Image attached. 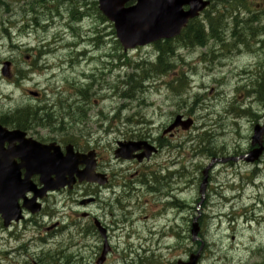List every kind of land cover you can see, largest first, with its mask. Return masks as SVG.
<instances>
[{
	"label": "rangeland",
	"instance_id": "1",
	"mask_svg": "<svg viewBox=\"0 0 264 264\" xmlns=\"http://www.w3.org/2000/svg\"><path fill=\"white\" fill-rule=\"evenodd\" d=\"M33 1L1 0L0 2V9H2L0 10V109L8 112L16 107L24 108L26 107L25 105L36 107L34 109L36 114L33 113V115L34 117L37 115V122L39 121L41 125L43 124V126L36 127L39 139L60 141V139L64 138L63 135H69L71 139L83 143L82 148L84 150L86 148H88L86 150H89V148L90 150H96L99 153L101 167L107 173L113 171L116 174L118 173L116 181L123 183L132 179L129 174H134L137 169V163L126 162L123 165L120 161H116L114 150L118 140H123L127 136L137 137L142 134L152 138H159L163 132L162 127H165L177 112L178 114L180 112H188L190 115L187 116H193L195 119V124L190 130H183L184 132L177 134L173 139H169V134H163L174 145H179L174 146L177 150L173 151L167 148L155 157L151 162L152 165L146 164L143 166V171H151L149 177L150 185L148 187L150 192L143 188L133 196L134 206L127 210L126 221L119 224V227H122L124 231L122 232L119 227L116 229L117 232L113 239L115 252L111 255L108 264H148V262L142 263L139 261L141 257L156 262V264H177L179 260L186 261L191 250L197 251L200 249L196 243L197 241L192 239V234L189 231L192 220L200 219V216L203 221V237H201V240L204 239L207 243V248L205 245L203 246L202 253L204 255L199 261L200 264H255L259 261H264V238L258 239L254 236V240L251 237L252 234H250V230H252L256 235H259L264 229H248L245 227L241 230V226L238 227L229 219L230 207L224 210L221 209L222 205L218 207L219 205L216 206L214 204L213 206L216 196L207 198L202 208H197V202L202 197L201 193L199 195L198 184L202 180V171L210 160L215 161L211 167V173L214 171L213 177L217 176V179H213L211 186L216 188L219 193H221V189L223 195L230 198L229 201H231L232 205L237 199H239L241 205L245 203L249 205L252 201L245 199V196L256 197L264 194V164L261 166V171L263 172H259L258 178L255 180L259 189L248 188L244 192H236L239 197L233 198L234 193L226 190V188L228 185L233 188L240 187L242 181L239 178V173H245L247 167L239 169L238 166V170L234 167L233 170H236L235 176L231 174V170L225 168L218 161L223 156H227V154L231 156L229 159L235 155L239 156L240 153H236V150L240 148L239 152L242 151L243 153L250 143L253 126L256 124L255 121L261 122V119H258L264 114V112L261 113L264 110V100L262 101V106L261 102L254 104L253 113L245 114L242 112L247 106L242 107L241 111L239 109L238 114L228 112V109L229 105H232L230 103L231 100L235 97L241 98L239 95H243L246 89L255 91L253 94L247 92V95H264L258 87H251L255 79L251 81L240 74L242 70H246L248 73L263 72L264 57H261L260 54L264 52L249 54L247 48H244V51H239L242 46L240 47L238 43L236 44L237 37L233 31L235 30L234 20L229 19L230 22L228 23L226 19L221 23L222 25L219 23L220 25L218 24L217 28L220 32H223L222 29L226 32L227 29L229 30L230 40L233 41L231 44L217 46L219 43L216 40L209 39L204 45H192L199 48L195 51H190L186 48L175 50L177 52L175 60L178 63H176V70H173L175 69L173 68L163 74L153 73L145 63L157 59L156 48L150 46L142 50L132 51L127 54L128 57L126 58L124 50L118 47L119 42L115 32H113L115 31L114 27L110 22L103 23L99 19L92 3L93 0H66L72 6H83L84 11H86V17L83 21L76 24L71 19V11H68L65 7L62 15H58V17L54 15L51 18L49 14H46L47 12L37 9L36 12H40L43 15L39 20V26L31 21L30 14L35 13L34 9L25 16L26 12L30 10ZM62 1L64 2V0ZM230 1L223 0L224 4L220 7V14L225 12L227 15L229 14V18L235 14L234 10L229 7L231 5ZM26 2H30V7L26 5ZM263 4L264 0H251V4L248 3L249 7L255 12L263 11L264 8L257 7H261ZM8 7L11 10H7ZM243 17L246 16L243 14ZM247 22V28L248 26L256 28L264 25V19L261 23H256V19ZM224 24L225 26H223ZM228 26H231V28ZM7 32H10L14 41ZM101 35H104V40L108 41L100 47L97 53L99 57L97 61H94L96 63L93 62L92 64V62L81 61L80 58H77V50L86 46L87 38L91 39L93 36H97L95 43L99 46L102 42ZM83 36L85 37L83 38ZM63 37L65 38L63 41L66 43L60 41ZM241 37L240 40L245 42L247 34L246 36L242 34ZM254 37L251 41H253ZM207 38H210V36L208 35ZM48 43L51 47L47 46ZM12 45H16V48H13ZM254 46L255 49H258L256 45ZM105 49H111L109 53L114 55L115 59L106 58ZM117 55H122V58H117ZM203 55H205V60L201 59ZM99 58L102 59L98 60ZM142 59L143 61H141ZM5 60L11 61L8 76L4 75L1 70ZM106 60H111L110 62L113 60L116 63V70H106L105 76L100 69L96 68L94 75H91L86 81L83 79L85 72L94 70L98 66L97 62H107ZM119 60L124 61V63L130 61L142 64L143 69H140L139 72L138 70H132L131 67L126 68L128 71L121 70L122 66L118 62ZM161 64H166V61L163 60ZM55 69L60 71L58 72ZM146 71H149V73L146 74ZM184 71L186 72V77L189 78L188 84H181L180 87L179 84L171 85L170 83H176V78H179L177 75H181ZM137 72L140 78L138 75L135 77L142 80L143 84L135 86L133 89V95L136 96L124 99L116 92L104 91L106 83L110 85V82H117V79H123L127 73L137 74ZM193 74L195 76H192ZM88 82L95 84L94 89L91 88L89 90V95H85V98L77 95L76 92L78 90L75 89L85 87ZM172 87H175L176 93L172 91ZM111 89L113 90V88ZM31 91L41 93L43 95L42 100L46 102L36 100L32 96L33 94H30ZM91 92H95V94ZM70 97L73 98L70 99ZM248 101L251 100L248 99ZM141 103H143L144 108H142ZM42 106H51L52 111H66V116L59 117L63 118V120H59L62 125L59 124L58 117H56L55 122H49L50 118L43 116L47 115V113L39 110V107ZM43 109L47 111L46 108ZM191 109H193V113L190 111ZM141 110L152 121L147 130L141 131L139 135H132L129 130L130 126L127 125L125 118L122 120V116L125 114V117H127L133 115L132 113H135V111ZM84 112L87 113L84 115ZM101 112L110 115L106 122H101ZM113 115H119L121 119L117 117V119L114 118L115 120H113ZM73 116H75L74 119ZM83 116L87 118H85L87 121L84 122L82 120ZM45 123L47 125L53 123L55 126L49 128ZM110 125H112L111 128L113 129H118L120 126V131L123 133L120 135L111 133ZM61 129H66L67 131L61 132ZM199 130L200 133L198 132ZM172 161L178 163L181 171L184 170V174H181V178L175 180V182L166 176V170H164L165 162L171 163ZM257 163H264V160ZM128 168L130 169L129 172L127 171ZM199 175L200 180L197 179L196 181ZM154 183H156L155 187L152 186ZM174 183L177 185L175 189L178 192L179 204L184 205L177 213L162 207L164 206L162 200L165 199L167 201L174 194V191H172ZM244 186H248L247 182L244 183ZM78 187L84 188L85 186L80 185ZM78 187H76L77 190H72V195L82 192L76 195L81 201L80 205L84 206V210L73 205V201L77 197H74L72 201L69 192H60L55 196L48 197L49 199L45 202V209L42 213L27 215L22 223L15 224L10 229H5L0 220V264H33L30 259L29 261L27 259L24 261V256L18 253H14L16 257L12 259L13 250L19 249L22 251V246L28 241H32L30 247L32 248L33 256L37 259L39 258L38 260L41 259L45 262L46 260L43 258L51 254L55 257L54 264H65L66 255H68L65 252L68 249H65V252H61L62 254H58L60 252L59 249L69 248L72 244H75L77 246L70 249L69 253L77 257L72 258L68 255L71 258L70 264H96L95 260L97 258L95 254L102 245L101 239L91 230L84 233L83 236H79L77 232H80L81 228L85 229L91 220L94 221V218L99 217L100 219L98 220L102 222L104 227L109 225V227H106L107 237L113 236L110 221L114 220V218L110 217L109 213L112 209L114 216L117 215V219L121 220L124 218V212L119 210L112 203V198H107L105 194H100L98 197L93 194L89 196L86 195L88 194L87 192L83 194L82 189L80 190ZM91 190L97 192V187H93ZM159 190L161 194L152 195ZM251 191H254V195ZM170 194L172 195L169 196ZM242 194H244V197H241ZM161 198L162 200H160ZM211 200H213L212 204ZM85 201L87 202L84 203ZM138 203L143 206L139 207ZM230 203H228V206ZM240 204L237 207L233 205L235 207L233 208L234 214L238 218L242 215L240 210H243ZM216 210L220 212L218 213ZM157 211H159L161 217L155 214ZM221 211L227 214L228 217H224L223 214L220 215ZM230 211L232 212V210ZM215 212L223 219L218 220ZM204 213L206 214L204 215ZM165 214L166 216H164ZM263 214L257 213L256 216ZM84 215L87 216L85 217ZM164 218L168 220L167 225L161 224L162 222L165 223ZM240 219V222H242L244 216ZM173 224L179 226L177 232H179L180 237L175 234L176 231L170 232ZM204 226H206L207 231L204 230ZM168 233L173 234L171 237H178L176 238L177 240L171 239L170 235L165 238ZM15 234L20 238H16ZM43 238L48 240L46 245L42 243L40 245L39 240ZM256 246L262 249L254 253ZM206 249L208 250L206 251Z\"/></svg>",
	"mask_w": 264,
	"mask_h": 264
},
{
	"label": "bare ground",
	"instance_id": "2",
	"mask_svg": "<svg viewBox=\"0 0 264 264\" xmlns=\"http://www.w3.org/2000/svg\"><path fill=\"white\" fill-rule=\"evenodd\" d=\"M88 1V0H87ZM0 2H1V0H0ZM61 3H63L62 5H61ZM68 3V5H66ZM76 3H78V2H76ZM228 3V2H227ZM230 3H231V5L229 6L231 9H233L234 10V12H235V14H234V16L233 17H231V18H229V14L228 15H225V14H220V12H218L217 11V13H215L214 14V12L212 11V0H210L209 1V5H208V9L206 10V13L201 17V19H197V18H199L200 16L198 15V16H193V17H191V18H189L188 20H187V22H186V28L188 29V28H190V29H192L193 31H198V29H201V30H204V32L206 33V40H205V43H203V44H195V43H190V45H196V46H201V45H204V44H206L207 43V41L209 40V39H211V40H216V42L217 43H219L217 46H222V45H226V44H231L233 41H231L230 40V33H229V30L227 29V32L225 31V30H223L222 29V31L223 32H220L219 30H218V28H217V25L220 23H222L223 21H225L226 19H227V22L229 23L230 21H229V19H231L233 22H234V29L235 30H233L234 31V34H235V36L237 37V39H236V44L238 43V46H242L241 48H239V51L241 50V51H244V48H247V50H248V52H249V54L250 53H252V54H258L259 52H264V25H260V26H258V27H256V28H251L250 26H248V28L246 27V22L247 21H253L254 19H256V23H261V21L264 19V11H261V12H255V11H253L250 7H249V5H248V3H244L243 5H242V3H240L239 2V0H231L230 1ZM37 4H39V5H37ZM61 5V6H60ZM88 6H90V5H88ZM67 8V10L68 11H71V13L72 14H75V12L73 11L74 10V6H72L71 4H70V2H66V0H64V2L62 1V0H34L33 2H32V8L34 9V12L35 13H33V15L36 17L37 16V18H35V24L36 25H38L39 26V20H40V18L43 16L42 14H40V12H36V10L37 9H41L42 10V12H47L46 14H49V15H51V16H54V15H56L57 17H58V15H62L63 13H62V11H63V8ZM87 8H89V7H87ZM249 12V13H248ZM79 14H80V16H82V14H83V10H79ZM243 14L246 16V17H243ZM250 14V15H249ZM31 15V14H30ZM92 15V14H91ZM46 16V15H45ZM45 16H44V18H45ZM88 18V17H87ZM248 18V19H247ZM29 19V18H28ZM43 19V18H42ZM41 19V20H42ZM69 19V18H68ZM45 20V19H44ZM88 20V19H87ZM91 20V19H90ZM89 20V21H90ZM15 21V20H14ZM30 21V20H29ZM48 21H49V19H48ZM83 21V20H82ZM81 21V22H82ZM47 22V21H46ZM101 22V21H100ZM243 22V23H242ZM15 23V22H14ZM57 23V22H56ZM240 23H242V24H240ZM248 23V22H247ZM31 24V23H30ZM76 24V23H75ZM82 24V23H81ZM95 24V23H94ZM219 24V25H220ZM78 25V24H77ZM87 25H89V23H87ZM98 25V24H97ZM222 25V24H221ZM7 26V25H6ZM37 26V27H38ZM56 26V25H55ZM85 26V25H84ZM94 26V25H93ZM104 26V25H103ZM223 26H225V24L223 25ZM232 26V25H231ZM231 26H228L229 28H231ZM54 27V26H53ZM58 27V26H57ZM83 27V26H82ZM89 27V26H88ZM91 27V26H90ZM5 28V27H4ZM7 28V27H6ZM23 28V27H22ZM21 28V29H22ZM61 28V27H60ZM62 28H63V26H62ZM80 28V27H79ZM92 28V27H91ZM39 29V28H38ZM53 29V28H52ZM51 29V30H52ZM85 29V28H84ZM189 29V30H190ZM6 30H10V29H6ZM66 31H67V29H66ZM68 31H70V30H68ZM72 31V30H71ZM87 31V30H86ZM91 31V30H90ZM92 31H93V29H92ZM106 31V30H105ZM196 31V32H197ZM48 32V31H47ZM64 32V31H63ZM77 32V31H76ZM80 32H81V30H80ZM85 32V31H84ZM8 34H10V32H7ZM58 33V32H57ZM62 33V32H61ZM60 33V34H61ZM68 33V32H67ZM195 32H193V34H194ZM244 34L245 36H246V34H247V39H246V41L245 42H242L240 39L242 38L241 36H242V34ZM46 34V33H45ZM55 34V33H54ZM91 34H93V33H91ZM233 34V33H232ZM239 34H241V35H239ZM7 35V34H6ZM59 35V34H58ZM57 35V36H58ZM64 35H67V34H64ZM63 35V36H64ZM86 35V34H85ZM109 35V34H108ZM107 35V36H108ZM186 35H187V33H186ZM208 35L210 36V38H207L208 37ZM212 35V36H211ZM9 36V35H8ZM102 36V35H101ZM106 36V37H107ZM255 36V37H254ZM9 37H11V34H10V36ZM56 37V36H55ZM64 37H66V36H64ZM61 38L60 39V41L61 42H64V43H66L65 41H63V39L65 40V38ZM69 37V36H68ZM85 36H83V38H84ZM90 37V36H89ZM96 37L97 36H93L91 39L90 38H87V36H86V38L88 39L87 40V43H85L86 44V46L83 48V49H80V50H77V53H76V51H75V53L78 55V57L77 58H80L81 59V61L82 60H84V61H86V62H92V64H93V62L94 61H97V58L99 57L98 55H97V53H98V51L100 50V47H102L108 40H104V35L102 36V42H101V44L98 46L96 43H95V39H96ZM185 37V36H184ZM183 37V38H184ZM254 37V39H253V41H251V39ZM60 38V37H59ZM182 38V39H183ZM190 38H191V36H190ZM193 38H194V36H193ZM58 39V38H57ZM244 39V38H243ZM179 40V39H178ZM192 40V39H191ZM204 40V39H203ZM14 41V40H13ZM53 41V40H52ZM60 41H58V42H60ZM72 41V40H71ZM190 41V40H189ZM188 41V42H189ZM194 41V40H193ZM192 41V42H193ZM42 42V41H41ZM58 42H56V43H58ZM173 42V41H172ZM46 43V42H45ZM52 43V42H51ZM72 43V42H71ZM111 43V42H110ZM109 43V44H110ZM197 43V42H196ZM60 44H62V43H60ZM189 43H187V42H185V41H180L179 43H177V45L175 46V48L176 49H174V53L172 54V63H173V65H174V68H176L177 67V65H176V53L177 52H175V50H179V49H182V48H187V45H188ZM63 45V44H62ZM215 45V44H214ZM235 45V44H234ZM254 45H256L257 46V48L258 49H255V46ZM47 46H49V47H51V45H49V43L47 44ZM59 46V45H58ZM54 47V46H53ZM119 47V46H118ZM63 48V47H62ZM44 49V48H43ZM52 49V48H51ZM79 49V48H78ZM60 50V49H59ZM73 51V50H72ZM113 51V50H112ZM49 52V51H48ZM75 54V55H76ZM123 54V53H122ZM128 54V53H127ZM182 54V53H181ZM69 55H71V54H69ZM180 56V55H179ZM72 57V56H71ZM159 58V57H158ZM158 58L156 59V60H153V61H150L151 63H156L157 61H158ZM183 58V57H182ZM74 59V58H73ZM100 59H102V58H99L98 60H100ZM115 59V58H114ZM72 60V59H71ZM185 60V59H184ZM78 61H80L79 59H78ZM107 62H105V61H99V62H97V67H95L94 68V70L92 69V70H88V72H85L84 73V80L86 81L91 75H94L95 74V70H96V68L97 69H100L103 73H104V75L106 74V70H110V69H114V70H116L115 69V64L116 63H114L113 62V60H112V62H110L109 60H106ZM141 61H143V59L141 60ZM178 61V60H177ZM62 62V61H61ZM120 64H121V66H122V69L121 70H125V71H128V69H126V68H132V70H137V69H142L143 67H142V64H139V63H132V62H130V61H127V62H130L131 63V65H129V64H127V62H125L124 63V61H118ZM149 61H147L145 64L147 65L148 63H150ZM184 62V61H183ZM60 63V62H59ZM59 63H56V64H59ZM94 63H96V62H94ZM150 63V64H151ZM178 64V63H177ZM54 65V64H53ZM70 65V64H69ZM95 65V64H94ZM55 66V65H54ZM64 66V65H63ZM55 68V67H54ZM56 68H58V67H56ZM213 68V67H212ZM60 69V68H59ZM66 69V68H65ZM50 70V69H49ZM53 70V69H52ZM56 70V69H55ZM120 70V71H121ZM187 70V69H186ZM56 71H58V70H56ZM60 71V70H59ZM58 71V72H59ZM62 71V70H61ZM139 72V71H138ZM137 72V73H138ZM185 72V71H184ZM252 72V71H251ZM65 73H67V72H65ZM81 73V72H80ZM258 73H260V74H255V75H253V77H255L256 79H255V84H256V86H254V87H258L261 91V93H264V71L262 72V71H258ZM241 75H243L244 76V74L243 73H240ZM60 75V74H59ZM128 75H133V74H128L127 73V75L126 76H124V78L123 79H117V82H110V80H109V82H110V85H108V83H106L105 85H106V87H105V90L104 91H106V90H109V91H111V92H116L118 95H120V97H122V98H124V99H126V98H128V97H134V96H136V95H133V92H132V89L130 88H128V89H126L125 87H124V83L126 82V79H127V77H128ZM81 76V75H80ZM106 76V75H105ZM177 76H180V75H177ZM57 77V76H56ZM57 79V78H56ZM150 80V79H149ZM133 81V80H132ZM1 82V81H0ZM144 82H145V80H144ZM129 83V82H128ZM133 83V82H132ZM131 83V84H132ZM136 83V82H135ZM143 84V83H142ZM96 85H98V84H96ZM133 85V84H132ZM75 86V85H74ZM94 86H95V84H91V83H87V85L85 86V87H81V89H75V90H78V92H85V93H87V95H89V90L91 89V88H93L94 89ZM135 86H136V84H135ZM75 88H76V86H75ZM111 88H113V90L111 89ZM122 88H123V90H122ZM255 89V88H254ZM118 90H121V91H118ZM172 91L174 92V93H176V91H175V87H172ZM253 92H248L249 94H253L255 91L254 90H252ZM92 94H95V92H91ZM104 95V94H103ZM122 95V96H121ZM80 96H82L83 98H85V95H80ZM248 99L249 100H251V101H249V105L251 106V108H254V104L256 103V102H261V106L263 105V103H262V101L264 100V95H262V96H260V95H254L253 97H251V96H248ZM145 100V99H144ZM147 100V99H146ZM146 102V101H145ZM252 102V103H251ZM141 105H142V108H144V106H143V103H141ZM264 106V105H263ZM23 108V107H22ZM43 108H46L47 109V111L46 110H44ZM241 109L242 108H240V111H241ZM39 110H42V111H44L45 113H47V112H49L50 114H51V120L49 121V122H55L56 121V117H58V122H59V124H61L62 125V122L61 121H59V120H63V118H59V117H61V116H66L67 115V113H66V111H64L63 110V112H58V111H52V108H50V106H42V107H39ZM38 110V111H39ZM15 112V111H14ZM36 112V111H35ZM108 112H111V111H108ZM243 113H245V114H249L250 113V111L247 113L246 112V109H243V111H242ZM87 113V112H86ZM85 112H84V115L86 114ZM12 114V113H11ZM101 114V122L102 121H107L108 120V118H109V114H104L103 112H101L100 113ZM133 115H134V117H133V115H129V116H127V117H125V114L122 116V120L125 118V121L127 122V125H129L130 126V128H129V130H130V134H132V135H139L140 133H141V131H143V130H147L148 129V127H149V125H150V123H151V121H152V119H149V116H147L146 114H144L143 112H142V110L141 111H135V113H132ZM39 115V114H38ZM44 117H46V115H43ZM88 116V115H87ZM100 116V115H99ZM10 117V116H9ZM112 117V116H111ZM114 117H116V119H117V117H119L120 119H121V117L119 116V115H113V117L112 118H114ZM174 118L175 117H177V115H175V116H173ZM172 117V118H173ZM86 117L85 116H83L82 117V120L85 122V121H87L86 119H85ZM173 118V119H174ZM115 120V119H114ZM172 120V119H171ZM170 120V121H171ZM32 122V121H31ZM35 122V121H34ZM258 121L256 120L255 121V123H257ZM73 123V122H72ZM104 123V122H103ZM254 123V124H255ZM30 124V123H29ZM46 124V123H45ZM168 124V123H167ZM166 124V125H167ZM47 125V124H46ZM70 125H73V124H70ZM165 125V126H166ZM255 125H257V124H255ZM254 125V126H255ZM48 126H52V127H54L55 125H53V123H51V124H49ZM193 127V126H192ZM192 127H189V128H187V129H183L184 131L185 130H190ZM204 127H206V126H204ZM183 130H180V133L181 132H184ZM65 131H67L66 129H61V132H65ZM111 133H116V135H120V134H122L123 132L122 131H120V126H119V128L118 129H113V128H111V131H110ZM164 132V131H163ZM163 132H162V134H163ZM199 133H200V130L198 131ZM127 133H129V132H127ZM146 135V134H145ZM144 134H142V135H139V136H137V137H134V136H132V138H133V140L134 141H138V138L139 137H144L145 136ZM164 135H165V133H164ZM63 139H60V141H65V139H67L68 141H71V140H73V139H71L70 138V136L69 135H63ZM161 137H164L163 135H161ZM160 137V138H161ZM176 136H174V137H170L169 139H173V138H175ZM258 137V136H257ZM165 139H167L168 141H169V144H170V141L171 140H169L168 139V137H164ZM148 139V138H147ZM66 140V141H67ZM75 141V140H74ZM118 141H122V140H118ZM154 143V142H153ZM154 145L156 146V144L154 143ZM156 148H157V146H156ZM247 149H249L248 150V152H246V150ZM171 150H177L175 147H172L171 148ZM246 150L243 152V156L242 157H238V158H235V156H232V158L231 159H229V157H231L229 154H227V156H223L222 158H220L218 161H220V163H221V160H224V162L225 163H221V165H223V166H225V168H228L229 170H231V174H236L235 172H236V170H238V166H239V169L241 168H243V167H247V171L245 172V173H239L240 175H239V178L241 179V181H242V184H241V186L240 187H238V188H233V187H231V185H228V187L226 188V190H229L231 193H234V197L233 198H238L239 197V195H237L236 194V192H241V191H245L246 189H248V188H253V189H259V186L255 183V180L258 178V174H259V172H263V171H261V166L264 164V163H262L260 166H258V167H254L255 166V164L257 163V162H259V161H261V160H264V138L263 139H261V140H259L258 141V144H256L255 143V140H254V137H253V135L251 136V138H250V143H249V145H248V147L246 148ZM157 152H158V149L155 151V152H153V153H143V152H141L142 153V158H143V160L144 161H149L148 163L150 164V165H152V161L155 159L154 158V156L157 154ZM172 152V151H171ZM179 152V151H178ZM246 152V153H245ZM177 153V152H176ZM183 153V152H182ZM178 154V153H177ZM154 155V156H153ZM180 155V154H179ZM178 155V156H179ZM187 155V154H186ZM197 155V154H196ZM224 155V154H223ZM226 155V154H225ZM153 156V158L151 159V157ZM181 156V155H180ZM151 159V160H150ZM214 160H210L209 161V163L205 166V168H204V170L202 171V180L199 182V184H198V191H199V195H200V193H201V195H202V197H201V200L200 201H198L197 202V208L199 209L200 207L202 208V206H203V204L205 203V200L207 199V198H209V197H213V196H219L221 199H223V200H219V201H214V203H213V206H214V204L217 206V205H219L218 207H220V205H222L223 207L221 208V209H226L227 207H230V210H232V212L233 213H235L234 211H233V208H235V207H237L238 206V204L240 203V201H239V199H237L236 200V202L233 204L235 207H233V205H232V203H230L231 201H229V199L230 198H228V197H226V196H224L223 195V193H222V190L220 189V192L221 193H219V191L216 189V188H212V181H213V179H217V176L215 175L214 176V178H212V176H213V174H214V171H212V173H211V167L213 166V164H214ZM166 164L164 165V170H166V176L169 178L170 177V179L172 180V181H174L175 182V180H176V177H177V175H176V172L175 171H173L174 169V167L168 162H165ZM219 163V164H220ZM164 164V163H163ZM155 166V165H154ZM234 167H236V170H233L234 169ZM150 169V168H149ZM151 170V169H150ZM150 173H151V171H147L145 174H143L139 179H138V182H137V184H138V186L139 187H141V188H144V189H147L148 190V187H149V185H150V181H149V177H150ZM183 174H184V170H183ZM238 175V174H237ZM236 176V175H235ZM197 179H199L200 180V175L196 178V181H197ZM104 182V180L101 182V183H103ZM245 182H248L249 183V185L248 186H244V183ZM262 185V184H261ZM174 186H177L175 183H174ZM264 186V185H263ZM133 188L134 186L132 185V184H129V186L126 188V190H125V192L127 193V194H129V191L131 190V188ZM135 188V187H134ZM124 192V189H122L121 190V192H119V193H117L116 195H121L122 193ZM158 193H160V190L159 191H157L156 193H154V194H152V195H157ZM251 193L253 194L254 193V191H251ZM161 194V193H160ZM172 194H170L169 196H171ZM254 195V194H253ZM215 197V198H216ZM241 197H244V194H242V196ZM162 199V198H161ZM242 199V198H241ZM245 199H247V200H249V201H252V203L251 204H249V205H246V203L245 204H243V205H241L240 204V206L243 208V210H240V214H242L243 216H244V219H243V221L242 222H240V218L241 217H243L242 215L238 218V216L237 215H235L234 214V219H236L237 221H239L243 226H246V225H244L243 224V222L245 221V218L247 219V220H252L255 224H264V214L263 215H259V216H254V212H252L251 214H248V212H247V210H246V208H247V206H250V205H253V206H255L256 208H255V210L257 209L258 211L259 210H261V209H259V208H262V210H264V194H262V195H258V196H256V197H253V196H250V195H247V196H245ZM168 202H169V205H167L166 206V208H167V210H169L170 209V211H172L173 213H177V212H179V210H181L183 207H184V205H177V203L176 202H174V200L172 201V197H170V199L169 200H167ZM121 202H122V199L120 198V199H117V201L115 202L114 200H113V204L115 205V206H117L118 207V209L120 208L119 207V204H121ZM211 202V204H212V202H213V200H211L210 201ZM228 203H230V205L228 206ZM113 208V207H112ZM115 208V207H114ZM100 209V208H99ZM239 209V208H238ZM217 211V210H216ZM218 213L220 212V211H217ZM222 212V211H221ZM218 213H216L215 212V214H216V216H218V220L219 219H223V217L221 218V216H219L218 215ZM206 213H204V215H205ZM224 215V217H228L227 216V214H224L223 212L220 214V215ZM229 214H230V212H229ZM238 214V213H237ZM239 214V215H240ZM176 215V214H175ZM230 217V216H229ZM175 219V218H174ZM232 222H234V224H235V220H233L231 217L229 218ZM223 221H225V220H223ZM202 223H203V221H202V219H201V216H200V219H194V220H192V222H191V224H190V226H189V228H190V232L193 234V233H196V236H197V242H198V244L203 248V246L205 245L206 246V248H207V243H206V241L203 239V240H201V237H203V230H202ZM221 223H223V222H221ZM245 223V222H244ZM173 226L177 229L179 226L178 225H174L173 224ZM71 227V226H70ZM205 228H204V230L205 231H207V229H206V226H204ZM72 228H74V227H72ZM71 228V229H72ZM120 229H121V227H119ZM188 228V229H189ZM232 228V227H231ZM74 231H75V229H73ZM78 230V229H77ZM241 230H243V228L241 229ZM69 231V230H68ZM79 231V230H78ZM251 231V233L250 234H252L251 235V237L252 238H254V240H255V237H257L258 239L259 238H264V231L262 232V233H260L259 235H256L252 230H250ZM249 231V232H250ZM76 232V231H75ZM169 232V231H168ZM235 232H237V231H235ZM71 233V232H70ZM234 233V232H233ZM152 234V233H151ZM255 236V237H254ZM161 237H164V236H161ZM169 237V236H168ZM167 237V238H168ZM171 237V236H170ZM179 237H180V235H179ZM46 238H48V237H46ZM46 238H43V239H41V240H39V242H40V245H46L47 244V242H48V240L46 239ZM176 238H178V237H176V236H173V237H171V239H174V240H177ZM105 240H107L106 239V237L104 238ZM53 240V239H52ZM196 242V243H197ZM32 243V241H28V242H25L24 243V250H25V252L26 253H28L29 255H31V254H33L32 253V248L30 247L31 244ZM38 243V242H37ZM42 243V244H41ZM50 243H52V242H50ZM75 246H77V245H74V247ZM73 247V248H74ZM35 248H36V246H35ZM107 248H110V244L108 243V242H106V243H104V245L102 246V251H101V253H100V255L103 253V251L105 250V249H107ZM36 249H38V248H36ZM35 249V250H36ZM259 249L261 250L262 248L261 247H259ZM33 250H34V248H33ZM61 249H59V251H60ZM208 249H206V251H207ZM37 251V250H36ZM63 252H65V251H63ZM65 253H67V252H65ZM98 253H99V251H98ZM131 253H133L132 251H131ZM68 254V253H67ZM69 255V254H68ZM68 255H66V260H65V264H70V262H71V258L68 256ZM99 255V256H100ZM43 256V255H42ZM98 256V257H99ZM96 257V256H95ZM98 257H96V258H98ZM39 259V258H38ZM44 259V258H43ZM139 261H141L142 263H146V262H149L148 261V259L147 258H143V257H141L140 258V260ZM47 262H49L50 264H51V262L50 261H47ZM46 262V263H47ZM261 264H264V261H262V262H260ZM48 264V263H47Z\"/></svg>",
	"mask_w": 264,
	"mask_h": 264
},
{
	"label": "water",
	"instance_id": "3",
	"mask_svg": "<svg viewBox=\"0 0 264 264\" xmlns=\"http://www.w3.org/2000/svg\"><path fill=\"white\" fill-rule=\"evenodd\" d=\"M129 1L99 0L100 10L114 21L117 36L125 49L178 35L187 18L193 17L198 10L195 1L190 11L185 13L182 10L183 4H191L190 0H137L135 6L126 7ZM25 136L26 133L20 130L9 132L0 126V215L5 226H9L12 220L22 218L20 199L24 200L23 206L34 213L41 208L40 204H36L37 197L42 198L48 190L71 186L75 181V173L80 181L96 180L92 154L89 159L90 155L74 153L73 147L68 146L64 155L60 147L54 144L43 145ZM16 140L20 144L13 148L11 145ZM5 141L10 142L8 150L1 149ZM120 145L122 148L117 150L118 156L132 157L133 151L137 149ZM15 158H20L21 163H16ZM79 164H86V168L80 171ZM22 168L27 169L25 178L21 177ZM35 173L40 174V182L44 184L40 190L31 180ZM29 191L35 193L31 199L26 195ZM197 259L198 255H192L187 264H196Z\"/></svg>",
	"mask_w": 264,
	"mask_h": 264
},
{
	"label": "flooded vegetation",
	"instance_id": "4",
	"mask_svg": "<svg viewBox=\"0 0 264 264\" xmlns=\"http://www.w3.org/2000/svg\"><path fill=\"white\" fill-rule=\"evenodd\" d=\"M224 4V2H223V0H212V11L214 12V14L215 13H217V11L218 12H220V7L222 6ZM257 6V5H256ZM258 8H262L263 9V7H260V6H257ZM208 9V8H207ZM264 11V10H263ZM249 13V12H248ZM223 14H225V15H227L225 12H223ZM250 15V14H249ZM201 17L202 16H200L199 18H197V19H201ZM76 94L77 95H87V93H85V92H76ZM51 107V106H50ZM175 115H177V113H175L174 114V116ZM174 118V117H173ZM172 118V119H173ZM170 122V121H169ZM168 122V123H169ZM48 126V125H47ZM49 128H52V126H49ZM180 133V131H178L176 134H174V135H171L170 137L172 138V137H174V136H177V134H179ZM163 134H164V132H163ZM162 134V135H163ZM144 138H148V139H150L152 142H154L155 144H156V146H157V149H158V152H157V154L154 156V158L158 155V154H160L163 150H165V149H170L171 150V148L172 147H174V146H179V145H174L173 143H172V141H170V144H169V141L167 140V139H165L164 137H159V138H152L151 136H144ZM6 146H7V144H6ZM239 150H241V148L240 149H237L236 150V153H240L239 154V156L238 155H235V158H238V157H242L243 156V153H242V151L241 152H239ZM248 150L249 149H247L246 150V152H248ZM245 152V153H246ZM235 153V154H236ZM153 156L151 157V159L153 158ZM237 156V157H236ZM150 159V160H151ZM146 164H149L148 162L149 161H144ZM173 167H174V170L173 171H175L176 172V175H179L177 178H176V180L177 179H179V178H181V174H183V171H181V168H179V166H178V163L176 162V161H172L171 163H170ZM257 165L256 166H254V167H258V166H260L262 163H256ZM147 171H143L140 175H138L137 177H132V179L131 180H129V181H127V182H123V183H120V182H118V181H116V177H117V175H118V173L116 174L115 173V171H113V172H109V173H107V175L104 177V182L103 183H100L99 184V186H97V192H95V196H99L100 194L101 195H106V196H108L109 198H112V200H114L115 202L117 201V199H122V202H121V204H119V210H121V211H123L124 212V218L123 219H121V220H119V219H117V215H115L114 216V211L111 209V211H110V213H109V215H110V217H112V218H114V220H112V221H110V225H111V228H112V231H113V236L116 234V232H117V228L119 227V224L122 222H125L126 220H125V218H126V216H127V210H129L130 208H132L134 205H133V199H134V195L135 194H137V193H139L143 188H141V187H139L138 186V184H137V182H138V179L143 175V174H145ZM34 178H36V179H38L37 178V176H35ZM212 178H214L213 176H212ZM35 179V180H36ZM149 181H150V179H149ZM129 184H132L134 187L133 188H131V190L129 191V194H127L126 192H125V190H126V188L129 186ZM247 184L249 185V183L247 182ZM152 186L153 187H155L156 186V183H154V184H152ZM93 187H95V186H93ZM122 189H124V192L121 194V195H116L117 193H119V192H121V190ZM64 191H68V190H64ZM146 191H148V192H150L149 190H147L146 189ZM172 191H174V194L172 195V201L174 200V202H176L177 203V205H179V203H180V201H179V199H178V197H177V195H178V192L176 191V189H175V186H174V189L172 190ZM160 200H162V199H160ZM219 200H223V199H221L220 197H218V198H215V201H219ZM163 202H164V206H162V207H166L167 205H169V202H167L165 199H163L162 200ZM80 204L81 202L80 201H78V200H76L75 201V204ZM240 204V203H239ZM138 206L139 207H141L142 205H139V203H138ZM247 212H248V214H251L252 212H254V216L256 217V215H257V213H259V214H262V213H264V210H255V206H253V205H250V206H247ZM126 212V213H125ZM229 212H230V214H228L233 220H235V225H237L238 227H240L241 226V228H245V227H247L248 229H258V228H261V229H264V224L262 225V224H255L252 220H247L246 218H245V223H244V225H246V226H243V225H241V223L239 222V221H237L236 219H234V213H232L230 210H229ZM155 214H157L159 217H161V214L159 213V211H157ZM164 216H166V214L164 215ZM136 221V220H135ZM164 221H165V223H161L162 225H164V224H168V220H165V218H164ZM13 225H15V224H13ZM108 227H109V225H108ZM67 228V227H66ZM93 231V233H95V231H96V229L94 230V227H93V225H88V226H86L85 227V229H83V234L84 233H87V232H89V231ZM81 231H82V229H81ZM121 231L123 232L124 230L122 229V227H121ZM173 231H176V235L177 236H179L180 234H179V232H177L178 230L172 225V228L170 229V232H173ZM96 234V233H95ZM171 236V235H173V234H169L168 233V235H165V238H167L168 236ZM16 238H20V237H18L16 234L14 235ZM113 236H110V237H106V239L107 240H105L104 238H102L101 236H98L100 239H101V247H99V253L97 252L96 254H95V256L96 257H98L99 255H100V253H101V250H102V246L104 245V243H106V242H108L109 244H110V248L111 247H113V249H115V247L113 246V239L115 238V236L113 237ZM264 241V240H263ZM74 245L75 244H72L71 245V247H69V248H67V247H65L64 249H61L60 250V252H58V254H62L61 252H63L65 249H68L66 252L73 258H76L77 256L76 255H72V254H70L69 253V251H70V249H73V247H74ZM24 245L22 246V248H23V252L22 251H20L19 249H17V250H14L16 253H18V254H20V255H22V256H24V261L27 259L28 261H29V259L30 260H32L33 259V254H31V255H29L28 253H26L25 252V250H24ZM13 254H14V252H13ZM16 257V255L14 254L13 255V258L12 259H14ZM44 259L45 260H47V261H50L51 262V264H54V261H55V257L53 256V255H46L45 257H44Z\"/></svg>",
	"mask_w": 264,
	"mask_h": 264
},
{
	"label": "trees",
	"instance_id": "5",
	"mask_svg": "<svg viewBox=\"0 0 264 264\" xmlns=\"http://www.w3.org/2000/svg\"><path fill=\"white\" fill-rule=\"evenodd\" d=\"M189 29L190 28L187 29V31H186L187 35H185L184 38L183 37H178V39H179V40L177 39L178 42L183 40V41L189 43L188 45H190V43L191 44L192 43H195V44H203V43H205L206 33L204 32V30L198 29V31L196 30L197 31L196 32V31H193L192 29H190V30ZM193 32H195V33L193 34ZM190 36H191V38H190ZM193 36H194V38H193ZM172 43H173L172 41H165V42L156 43V47L159 49L160 55H159L158 61L156 63H151L149 65L147 64V66L150 68V71H152L153 73H161V74H163V73L171 71V69L174 68V65H173L172 60H171L172 59V54L174 53V50L172 51L171 48H170V45ZM163 60L166 61V64H161V62ZM159 62H160V64H159ZM127 64L131 65L130 62H127ZM137 70L140 71V69H137ZM148 73H149V71H146V74H148ZM136 75H138V73L137 74H133V75H128V77L126 79V82L124 83L125 84L124 87L126 89H128V88L130 89L131 88L132 92H133V89L135 88V84H136V86H139V85H141L143 83L142 80H139V79H137L135 77ZM138 77H139V75H138ZM181 84H183V83L181 82L179 84V87H180ZM122 90H123V88H122ZM33 113L36 114L34 112V108L33 107L31 108L29 106H26L25 108H22V109H17V110H15V112L13 111L12 114H10V117L8 118L7 122L9 124H11V125H15L16 127H19V128H22V129H29L32 124L35 125V122L37 124L39 122V121L37 122V118H36L37 115L34 117ZM45 118H51V114L49 112H47V115H46ZM74 118H75V116H73V119ZM46 262H47V260H46ZM47 263L50 264L49 262H47Z\"/></svg>",
	"mask_w": 264,
	"mask_h": 264
}]
</instances>
